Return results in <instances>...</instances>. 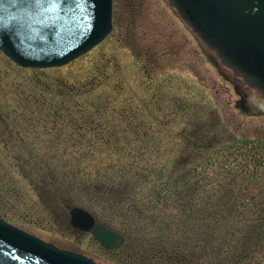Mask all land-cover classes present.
<instances>
[{"label": "trees", "instance_id": "16d2710c", "mask_svg": "<svg viewBox=\"0 0 264 264\" xmlns=\"http://www.w3.org/2000/svg\"><path fill=\"white\" fill-rule=\"evenodd\" d=\"M133 13L137 20L138 12ZM118 26H124L122 21ZM133 52L138 59L147 56L146 62L158 53L147 45ZM32 72L33 85H27L40 93L23 100L17 88V104L24 109L19 128L10 124L11 112L0 108V144L46 209L48 200L62 211L84 208L122 234V244L107 251L116 253L121 264H259L258 255H264V191H235L226 161L218 166L215 184L196 165L211 149L235 143V138L219 136L225 127L209 137L215 126H198L199 118L183 104L185 126L177 158L159 163L160 139L131 105L120 108L108 95L94 96L98 79L81 84L54 78L50 83L45 70ZM16 182L0 165L4 219V201H23ZM62 217H53L57 228L81 233L71 227L69 217Z\"/></svg>", "mask_w": 264, "mask_h": 264}, {"label": "rangeland", "instance_id": "374dc122", "mask_svg": "<svg viewBox=\"0 0 264 264\" xmlns=\"http://www.w3.org/2000/svg\"><path fill=\"white\" fill-rule=\"evenodd\" d=\"M114 3L113 32L69 65L45 70L49 73L48 81L53 83L57 78L85 84L90 79H98L99 89L94 96L103 99L108 95L120 108L131 105L160 139V156L156 154L157 160L152 158L159 163L177 158L175 151L181 145L178 137L182 138L185 126V116L181 120L185 110L181 108L187 105V112L199 118L198 126H215L209 137L218 133L222 125L225 132L219 136L226 140L235 138V143L211 149L205 160L196 164L199 172H205L204 178L215 184L218 166L226 161L228 174L234 178L235 191H264V140H258L264 139V96L222 66L215 53L192 33L167 0H114ZM133 10L138 12L137 20ZM119 20L123 27L118 26ZM146 45L148 50L153 48L158 52L157 57L148 62L147 56L138 59L133 52V48ZM32 73L31 69L12 63L0 51V108L11 112L13 122L10 124H15L16 128L24 119V109L17 104V90L22 89L23 100L26 95L34 96L32 92L40 93L27 85L35 79ZM237 100L244 101L247 111L236 108ZM27 117L25 112V119ZM12 156H7L0 144V165L17 181L19 188H15L21 192L20 197L23 196V201L13 198H8L12 202L4 201L8 222L59 248L81 253L98 264H121L116 253L109 254L90 234L57 228L54 224L58 222L53 217L58 221L63 219L62 215L68 217L69 208L62 211L48 200L46 209L34 187L20 177V168L18 171L13 165ZM258 260L259 264H264L263 253L258 255Z\"/></svg>", "mask_w": 264, "mask_h": 264}, {"label": "water", "instance_id": "95a60500", "mask_svg": "<svg viewBox=\"0 0 264 264\" xmlns=\"http://www.w3.org/2000/svg\"><path fill=\"white\" fill-rule=\"evenodd\" d=\"M221 64L264 96V0H167ZM112 30V0H0V49L23 67L65 65ZM236 108L247 111L239 102ZM71 223L112 249L122 236L72 208ZM0 264H96L0 218Z\"/></svg>", "mask_w": 264, "mask_h": 264}, {"label": "bare ground", "instance_id": "6f19581e", "mask_svg": "<svg viewBox=\"0 0 264 264\" xmlns=\"http://www.w3.org/2000/svg\"><path fill=\"white\" fill-rule=\"evenodd\" d=\"M113 7H114V1H113Z\"/></svg>", "mask_w": 264, "mask_h": 264}, {"label": "flooded vegetation", "instance_id": "af4514ba", "mask_svg": "<svg viewBox=\"0 0 264 264\" xmlns=\"http://www.w3.org/2000/svg\"><path fill=\"white\" fill-rule=\"evenodd\" d=\"M240 94V93H239ZM240 95H242V94H240ZM243 96V95H242Z\"/></svg>", "mask_w": 264, "mask_h": 264}]
</instances>
